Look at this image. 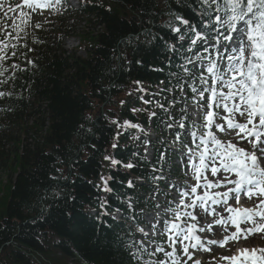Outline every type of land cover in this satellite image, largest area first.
Returning a JSON list of instances; mask_svg holds the SVG:
<instances>
[{
	"label": "trees",
	"instance_id": "1",
	"mask_svg": "<svg viewBox=\"0 0 264 264\" xmlns=\"http://www.w3.org/2000/svg\"><path fill=\"white\" fill-rule=\"evenodd\" d=\"M80 4L71 14L86 29L101 30L79 34L86 58L63 49L72 28L57 18L35 36L20 32L17 58L5 62L28 70L15 72V87L12 81L0 87L13 92L0 99V171L9 179L0 190V264H145L127 249L133 228L110 218L118 211L137 225L147 205L140 191L149 190L136 186L147 174L144 143L134 144L137 127L124 122L142 127L155 112L158 128L179 113L172 98L180 97L179 84L192 83L181 67L192 53L190 40L179 41L172 28L186 30L180 16L199 31L206 6L201 0ZM194 51L203 46L198 42ZM135 255L148 258L140 250Z\"/></svg>",
	"mask_w": 264,
	"mask_h": 264
},
{
	"label": "snow or ice",
	"instance_id": "2",
	"mask_svg": "<svg viewBox=\"0 0 264 264\" xmlns=\"http://www.w3.org/2000/svg\"><path fill=\"white\" fill-rule=\"evenodd\" d=\"M201 4L206 7L201 13L203 19L199 31L196 26L180 16L176 19L181 25L187 26L186 30L182 32L179 26L172 28V31L178 34L179 41L190 40L188 51L192 55L184 57L187 64L181 67L186 77L193 82L188 84V88L193 93L188 99L193 101L192 112L195 120L191 128L186 127L184 123L178 124V128L184 129L183 135L188 137L187 142L181 141L180 132L176 133L175 139L187 150L186 163L191 164L193 172L190 179L196 182L185 181L180 186H172L179 196L178 207L182 209L183 215L180 211L165 209L166 212L171 213L172 219L158 221L161 232L166 231L168 234L172 250L165 251L162 246L156 245L149 255L154 256L162 252L168 259L149 261L147 264H178L175 259L178 243L182 245L183 254L188 260L192 259L189 247L194 250L210 251L200 237L195 235L197 225L189 221H196L197 215L193 211H188L189 209L200 208L205 213L219 216V219L213 221V225H223L227 231L226 226L231 224L245 239L254 232H264V0H201ZM61 5L62 0H22V3L15 5L7 3V0H0V16L3 20L0 24V35L3 36L0 39V78H2L0 87L8 84L9 81H12V87H15L17 78L15 72L28 70L17 64L5 63L10 59L9 49H12L11 56H16L17 44L12 41L19 39L20 32L31 21V14L23 9L27 7L32 12L39 9L41 14L44 10L59 13ZM9 13L13 15L9 16ZM8 20L12 23L8 24ZM36 27L39 28L41 25L37 23ZM8 28H12L16 36L7 31ZM186 33L194 34L195 38ZM198 42L203 46L202 52L194 51ZM170 50H175V46ZM29 51L33 49L30 48ZM27 63L34 66L32 60H28ZM189 64L191 68L187 66ZM10 69L11 74L6 76ZM197 82L199 87L196 86ZM185 84H179L182 96L187 95ZM12 95L13 92L10 90L0 91V99ZM188 107L185 100L181 106L182 119L187 116ZM151 115L155 116L156 113L153 112ZM169 115L172 116L171 113ZM172 118L174 119V116ZM124 123L129 127H139L130 124L129 121ZM167 127L171 128L172 125L169 124ZM221 134L225 137H233L234 134L235 142L233 139H222ZM242 140L247 141L251 149L239 147L238 144ZM117 146V144L112 145L113 148ZM194 153H198L195 158H193ZM104 158L111 160L113 165L120 163L107 155ZM124 167L130 169L134 165L128 163ZM207 168L211 169L212 176H216L221 169L223 174L218 180L209 181L204 176ZM201 180L204 181L203 185L199 183ZM132 185L133 181H129V186ZM229 185L232 187H228ZM213 187L225 190L211 195L204 191ZM198 188L201 189L199 194ZM241 193L249 200L255 198L254 207L239 206ZM229 197L235 201V205L229 203ZM210 200L212 203H222L223 211L229 215L225 217L220 215L217 209L209 210L207 205ZM241 224H251L253 227L242 229ZM213 225L208 226L209 230ZM151 228L154 231L156 225L152 224ZM198 230L204 232L205 228L199 227ZM140 231L145 239L154 241L155 236L144 232L143 229ZM160 234L156 233V235ZM232 238H236V233L225 236L223 241L208 240L207 243L223 247ZM186 241L188 243H185ZM140 243L143 244V241ZM138 250L148 251L146 247ZM248 252L249 249H243L241 255ZM221 259L238 262L237 256H224ZM184 264L187 262L185 261ZM195 264H200V261H196ZM244 264H264V249H251L250 255H244Z\"/></svg>",
	"mask_w": 264,
	"mask_h": 264
},
{
	"label": "rangeland",
	"instance_id": "3",
	"mask_svg": "<svg viewBox=\"0 0 264 264\" xmlns=\"http://www.w3.org/2000/svg\"><path fill=\"white\" fill-rule=\"evenodd\" d=\"M17 3H20V1L14 0L13 5ZM67 8H71L72 11H76L78 8L77 1L76 0H70V1L62 0V5H61V9L59 13H54L51 10H44L41 14V11L39 9L36 12H32L30 9L25 7L23 10L31 14V21L26 27H24L23 31L27 34V36H35L37 33H40L43 29L46 28L45 26H43V23L49 24L52 21L56 20L57 18L60 20H64L67 26L72 28L71 33H73V35H69L64 38L63 42H64L65 49L68 52L74 53L76 58H86V53L82 46L83 38L79 34L80 33L82 34V32L86 30L92 36H96V34L100 33L101 30H98L100 28H97V30L86 29L84 21L75 18L74 14H71L72 12H70ZM12 15L13 13H9V16H12ZM0 22L3 23L2 16H0ZM7 23L11 24L12 21L8 20ZM17 23H19V20H17ZM37 23H39L41 27L39 28L36 27ZM7 31L12 32L13 29L8 28ZM46 32L50 33L49 29H47ZM0 37L3 38L2 35H0ZM8 182H9L8 174L6 172L0 171V190L5 185H7ZM2 196H3V193L0 194V198H2ZM262 236L263 237H260V240H261L260 244L262 243L264 245V234ZM249 240H247L248 242H245L246 244L243 242V245L245 244L246 246H248L250 244ZM256 242L257 241H254L251 244L254 245ZM216 252H212L211 254L201 256L200 258H202V261L204 262V264H227L225 261H223V259H221L223 256L221 254H218V253H221V249L220 251H217V248H216ZM175 259L178 262V264H184L185 261L187 262V264H193L192 262L188 261V258L186 256L181 255V254H179L178 258L175 257ZM214 260H216L215 263H213Z\"/></svg>",
	"mask_w": 264,
	"mask_h": 264
},
{
	"label": "bare ground",
	"instance_id": "4",
	"mask_svg": "<svg viewBox=\"0 0 264 264\" xmlns=\"http://www.w3.org/2000/svg\"><path fill=\"white\" fill-rule=\"evenodd\" d=\"M242 146H244V145H242ZM262 235H254L253 238L249 240L250 244L248 246H246L245 245L246 243L244 242L245 243L244 246H246V247L253 246L251 243H253L254 241H257L255 243V245L260 244V241H261L260 237H263ZM246 242H248V241H246ZM217 251H220V249L217 248ZM241 253H242V250H239V251L235 252L234 254H232V256H237L238 257V262L228 261V263L229 264H244V255H250L251 254V250H249V252L245 253L244 255H241ZM257 254H259V252H257Z\"/></svg>",
	"mask_w": 264,
	"mask_h": 264
}]
</instances>
